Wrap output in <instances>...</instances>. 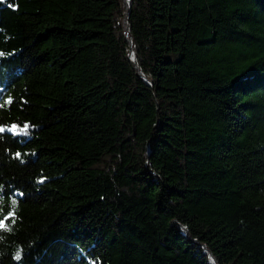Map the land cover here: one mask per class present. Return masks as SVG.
I'll list each match as a JSON object with an SVG mask.
<instances>
[{"label":"trees","instance_id":"1","mask_svg":"<svg viewBox=\"0 0 264 264\" xmlns=\"http://www.w3.org/2000/svg\"><path fill=\"white\" fill-rule=\"evenodd\" d=\"M0 129V264H264V0H0Z\"/></svg>","mask_w":264,"mask_h":264},{"label":"snow or ice","instance_id":"2","mask_svg":"<svg viewBox=\"0 0 264 264\" xmlns=\"http://www.w3.org/2000/svg\"><path fill=\"white\" fill-rule=\"evenodd\" d=\"M27 125H25V127H24V131H26L27 130ZM0 131H2V129H0ZM3 227H5V224H4V221L3 220H0V228H3Z\"/></svg>","mask_w":264,"mask_h":264}]
</instances>
